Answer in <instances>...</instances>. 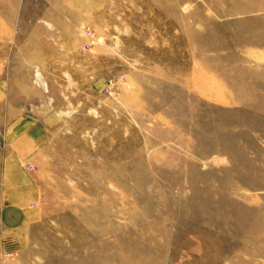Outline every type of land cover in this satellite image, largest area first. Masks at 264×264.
<instances>
[{
	"label": "rangeland",
	"instance_id": "374dc122",
	"mask_svg": "<svg viewBox=\"0 0 264 264\" xmlns=\"http://www.w3.org/2000/svg\"><path fill=\"white\" fill-rule=\"evenodd\" d=\"M0 81L50 126L0 264H264V0H0Z\"/></svg>",
	"mask_w": 264,
	"mask_h": 264
},
{
	"label": "crops",
	"instance_id": "0c3cea01",
	"mask_svg": "<svg viewBox=\"0 0 264 264\" xmlns=\"http://www.w3.org/2000/svg\"><path fill=\"white\" fill-rule=\"evenodd\" d=\"M48 123L46 115L34 118L11 112L0 81V252L5 253L8 240L14 249L34 221L39 187L35 173L23 164L37 165L40 152L49 142Z\"/></svg>",
	"mask_w": 264,
	"mask_h": 264
},
{
	"label": "built area",
	"instance_id": "2783aa9c",
	"mask_svg": "<svg viewBox=\"0 0 264 264\" xmlns=\"http://www.w3.org/2000/svg\"><path fill=\"white\" fill-rule=\"evenodd\" d=\"M87 33H88V31H87ZM92 41H93V40H92V37L90 36L89 42L92 43ZM26 167H27V169H30V170H33V168H34V167H33L32 165H30V164H27Z\"/></svg>",
	"mask_w": 264,
	"mask_h": 264
}]
</instances>
